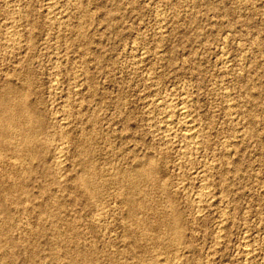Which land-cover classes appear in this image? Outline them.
Listing matches in <instances>:
<instances>
[{"label": "rangeland", "instance_id": "374dc122", "mask_svg": "<svg viewBox=\"0 0 264 264\" xmlns=\"http://www.w3.org/2000/svg\"><path fill=\"white\" fill-rule=\"evenodd\" d=\"M7 87L49 137L0 149V264H264V0H0Z\"/></svg>", "mask_w": 264, "mask_h": 264}, {"label": "bare ground", "instance_id": "6f19581e", "mask_svg": "<svg viewBox=\"0 0 264 264\" xmlns=\"http://www.w3.org/2000/svg\"><path fill=\"white\" fill-rule=\"evenodd\" d=\"M53 4V3H52ZM56 5V4H55ZM53 7V6H52ZM64 9V8H63ZM53 10V9H52ZM50 11V10H49ZM57 11V10H56ZM12 12V11H11ZM64 12V11H63ZM15 14V13H14ZM10 15V14H9ZM8 15V16H9ZM50 15V14H49ZM61 15V14H60ZM16 16V15H15ZM48 16V15H47ZM17 17V16H16ZM62 17V16H61ZM14 18V17H13ZM23 18V17H22ZM19 19V18H18ZM51 19V18H50ZM56 19V18H55ZM54 19V20H55ZM17 20V19H16ZM35 21V20H34ZM17 22V21H15ZM30 27V26H29ZM13 35V34H12ZM21 35V34H20ZM19 36V35H18ZM10 37V36H9ZM21 37V36H20ZM15 38V37H14ZM13 38V39H14ZM18 38V37H17ZM20 39V38H19ZM22 39V38H21ZM12 40V38H11ZM17 40V39H16ZM15 42V40H14ZM16 41L15 43H17ZM10 43V42H9ZM22 43V42H21ZM24 43V42H23ZM29 44V43H28ZM27 44V45H28ZM12 45V44H10ZM13 46V45H12ZM17 46V45H16ZM11 47V46H10ZM29 48V47H28ZM27 49V48H26ZM29 62V61H28ZM62 67V66H61ZM77 83V82H76ZM75 88V87H74ZM16 90V89H15ZM14 88L7 87L3 90V92L0 95V149L4 151H14L18 150V146L16 145L15 141L17 137H21L24 139V145L25 147L30 150L32 149V153L37 150V145L39 141L45 142L47 137L46 129L48 128V124L46 122L45 116L42 112L37 111V109H34L30 103L22 100V98L19 95H16ZM23 91V90H22ZM26 91V90H25ZM22 93V92H21ZM26 94V93H24ZM24 96V95H23ZM26 97V96H25ZM186 102V101H185ZM164 103V102H163ZM190 104H188L189 106ZM181 105L180 107H182ZM234 106V105H233ZM186 106H183L178 114L177 122L178 127L181 126L180 129V137L184 140V143H188L187 145H191L195 142V140L198 137V130L196 128V122L195 117H191L189 114H187V110H185ZM234 108V107H233ZM171 109V108H169ZM176 110V109H175ZM179 110V109H178ZM65 111V110H64ZM163 111V110H162ZM169 113V112H168ZM171 113V112H170ZM173 113V112H172ZM171 113V114H172ZM177 113V112H176ZM168 116V115H166ZM170 116V115H169ZM174 116V114H173ZM176 117V116H174ZM166 118V117H164ZM172 118V117H171ZM175 119V118H174ZM56 120V119H55ZM165 120V119H164ZM169 120V119H168ZM171 120V119H170ZM197 120V118H196ZM169 122V121H168ZM173 123V124H175ZM171 124V123H170ZM165 125V124H164ZM173 126V125H172ZM199 126V125H198ZM166 128V127H165ZM173 127L168 126L167 129V138L170 140V137L175 136V132L173 134L172 130ZM174 128H177L176 126ZM162 130V129H160ZM177 130V129H176ZM179 131V130H178ZM62 132V131H61ZM60 132V133H61ZM162 132V131H161ZM55 133V132H54ZM165 133V132H164ZM178 133V132H176ZM41 136V140L39 138ZM199 139V138H198ZM48 140V139H47ZM172 140V139H171ZM52 141V140H51ZM165 141V140H164ZM176 141V140H175ZM186 141V142H185ZM173 142V141H171ZM199 142V140L197 141ZM201 142V141H200ZM168 143V140H167ZM181 143V142H180ZM169 144V143H168ZM182 145V143H181ZM179 145V146H181ZM186 145V146H187ZM200 145V144H199ZM184 146V147H186ZM197 146V145H196ZM42 147V146H41ZM40 147V148H41ZM194 148V147H193ZM197 148V147H195ZM194 148V149H195ZM187 149V148H186ZM189 149V148H188ZM183 150L184 154L188 151ZM191 149V146H190ZM193 150V149H192ZM191 151V150H190ZM195 151V150H194ZM192 152V151H191ZM64 153L63 149H58V147L54 151V160L56 161V165L61 164V157ZM188 153V152H187ZM186 153V154H187ZM193 153V152H192ZM228 153V152H227ZM185 154V155H186ZM1 155V154H0ZM65 155V154H64ZM190 155V154H189ZM41 156V155H40ZM184 158V157H183ZM16 159V158H15ZM144 164L142 166L144 169L141 168V171H136L134 173H131L126 176V179L128 180H134L136 177H148L151 173L150 168L145 169L148 165ZM212 166V165H211ZM62 168V167H61ZM87 168V167H86ZM154 168V167H153ZM181 168V167H180ZM213 168V167H212ZM215 168V167H214ZM130 170V169H129ZM209 170V169H208ZM213 170V169H212ZM207 171V170H206ZM200 172V171H199ZM206 173V172H205ZM202 174V173H200ZM133 176V177H132ZM206 177V176H205ZM204 177V178H205ZM203 178V176H202ZM138 179V178H137ZM200 179V178H199ZM201 180V179H200ZM205 180V179H204ZM79 186L90 195H99L100 192V186L97 184V182L94 180L93 176L90 173L85 172L83 175H81L78 178ZM123 182V181H122ZM132 183L133 189L136 188L134 186V182L130 181ZM203 181L202 183H204ZM178 183V182H177ZM199 184V183H198ZM208 184V183H207ZM202 185V184H201ZM131 186V185H130ZM206 185L201 186V190H204ZM207 187V186H206ZM26 189V188H25ZM200 190V192H201ZM208 190V189H207ZM136 192V190H133ZM212 191V190H210ZM205 192V191H204ZM134 193H125L124 194V200L126 203V206L128 208L129 216L133 219L138 220L140 223H147L146 220L140 221L139 216L137 215L138 210L143 209L146 204H144V201L137 199L134 195ZM204 194V193H202ZM212 194V193H211ZM205 195V194H204ZM199 196V195H198ZM201 196V195H200ZM203 196V195H202ZM206 196V195H205ZM204 196V197H205ZM202 197V198H204ZM207 197V196H206ZM192 198V197H191ZM197 198V197H196ZM199 198V197H198ZM201 198V197H200ZM199 198V200H200ZM201 198V199H202ZM209 199V198H208ZM202 201V200H201ZM203 203V202H202ZM201 209V208H200ZM180 218L177 213L173 212L169 219L167 220V227L170 231H173L174 233H178V227L180 226ZM10 224V223H9ZM226 225V224H225ZM11 226V225H10ZM223 233V232H222ZM219 235V234H218ZM11 237V236H10ZM5 239V238H4ZM220 239V238H219ZM8 240V239H7ZM9 254V253H8ZM14 254V253H13ZM3 261V260H2ZM7 264V263H6Z\"/></svg>", "mask_w": 264, "mask_h": 264}]
</instances>
